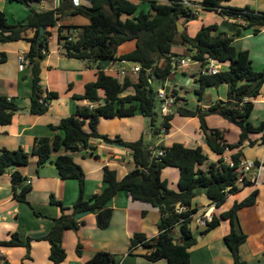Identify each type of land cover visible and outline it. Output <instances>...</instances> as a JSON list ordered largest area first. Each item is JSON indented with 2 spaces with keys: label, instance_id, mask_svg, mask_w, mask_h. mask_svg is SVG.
Instances as JSON below:
<instances>
[{
  "label": "trees",
  "instance_id": "16d2710c",
  "mask_svg": "<svg viewBox=\"0 0 264 264\" xmlns=\"http://www.w3.org/2000/svg\"><path fill=\"white\" fill-rule=\"evenodd\" d=\"M11 1L31 7L32 12L26 21L13 24L9 21L7 13L0 9V42L23 38L32 41L28 57L34 64L32 96L34 114L47 112L51 101L59 96L57 92H52L46 97L41 94L42 65L38 58L43 57L44 51L50 49V27L59 25L65 17L77 15L88 17L90 23L86 25H61L60 39L68 57L88 60L91 65L99 68L97 79L86 85L84 94L75 97L104 103L95 108L78 107L75 113L63 118L59 125L54 126L55 130L61 132L54 137L37 138L33 152L24 148L0 149V177L13 169L16 197L32 207L34 205L28 200L32 186L25 183L26 176L17 169L18 166L30 163L32 153L39 157V166L54 161L63 178L80 179L82 194L72 213H66L70 208L64 201L58 199L55 194L51 196V202L60 206L63 214L54 218L55 223L51 231L41 239L50 242V257L54 263L61 264L68 258V251L63 245L64 233L66 229L80 228L79 215L86 212L97 213L98 226L107 228L113 217V208L108 206L109 201L118 192L127 190L134 199L150 202L162 212L160 234L155 238H149L144 232L135 233L132 238V254L139 247H144L143 255L153 261L167 259L168 264H192V248L199 243V233L203 236L210 234L220 227L224 220H230L232 228L225 239L233 253L235 263L249 264L241 255V245L247 241L248 234L243 229L239 212L243 207L256 203L259 190H255L246 199L237 201L231 209L221 214L215 211L213 221L207 226L201 227L196 223V214L199 211L196 202L197 189L200 186L208 188L207 194L212 203L216 207H221L230 194L240 190L238 172L235 167L226 163L225 152L243 146L251 133L264 131V121L259 125L251 121L255 99L262 94L264 69L257 70L253 65L250 51L241 50L235 45L236 34H228L218 23L204 25L194 37L187 32L181 34L184 42L196 50L193 60L204 61L207 56H213L222 64L230 63V69H222L218 74L201 73L198 78L200 88L196 90L200 100L208 88L224 83L229 84L230 97L227 101L219 100L209 107L199 105L195 109H190L179 105L173 114L164 116L161 125H157L161 113L155 93L165 85L182 60L179 59L182 55L179 56L173 50L176 37L180 33L178 23L182 18L188 21L198 19L200 14L195 8L187 6L184 0H170L169 3L152 0L149 12L142 10L137 14L139 4L133 0H91V4L79 5L75 0H62L61 6L56 9L39 11L33 3L44 0ZM223 1L225 0H203L201 5L207 11L244 18L247 26L256 27L254 28L256 33L264 28V12H257L250 6L224 5ZM43 26L46 27L44 37L41 33ZM30 29H35L36 33L29 38L27 34ZM76 31H79V35L75 40H70ZM237 34L240 35L241 32ZM135 39L137 48L118 56L120 45ZM7 59V53L0 56V62ZM103 60H109L110 64L119 60L132 61L141 64L142 68L137 80L127 75L124 81H121L116 72L103 69ZM163 60H167L166 66L161 65ZM156 77L159 86L156 85ZM129 89H134V92L125 95ZM172 93L178 97L175 92ZM43 97L48 104L41 102ZM20 109V106L7 95L0 94V126L11 123L15 113ZM137 113L149 117L154 136L163 133L164 127L166 133H170L172 120L177 113L183 116H199L205 132L210 130L207 116L220 114L241 127V139L237 143H231L225 139L220 129H213L209 143L216 153L223 156L217 162H210L208 169H203L201 166L209 161L210 156L202 146L191 148L180 142L171 146L160 145L158 148H165L167 151L165 155L158 157L149 144L152 140L148 141L146 135L137 141H127L121 136L111 138L99 131L102 117L123 118ZM87 124L90 129H87ZM95 138L126 146L131 150L138 166L123 179H119L116 169L106 166L104 178L107 187L103 192L87 199L86 172L82 165L72 155L61 154L54 160L53 154L63 149L71 152L81 151L88 148ZM262 140L264 141V134ZM255 143L257 141H251V145ZM242 154L240 151L232 158L239 162L243 158ZM257 164L260 162L257 161ZM170 166L181 169L179 190L171 188L168 181L163 179V170ZM250 182L247 180L245 185ZM35 210L38 215H44L36 208ZM0 246L31 247L32 238L23 239L19 233H14L11 238L0 240ZM82 247V244H79L77 248L80 255L83 254ZM83 264H121V257L109 251H98Z\"/></svg>",
  "mask_w": 264,
  "mask_h": 264
},
{
  "label": "crops",
  "instance_id": "0c3cea01",
  "mask_svg": "<svg viewBox=\"0 0 264 264\" xmlns=\"http://www.w3.org/2000/svg\"><path fill=\"white\" fill-rule=\"evenodd\" d=\"M133 1L139 4L137 14L142 10L147 12L151 10L152 0ZM158 1L161 3L170 2V0ZM189 1H199L201 4L203 0ZM80 3L91 4V0H79L78 5ZM61 4L62 0H44L33 3V6L39 11H47L56 9ZM226 4L234 7L250 6L257 12H264V0H236L234 3ZM200 6L201 10L196 9L200 14L198 19L188 21L186 18H182L179 21L186 28L184 32L194 37L204 25L218 23L222 30L228 34H236L234 43L239 49L250 51L254 67L257 70L264 69V28L256 33L254 30L256 27L247 26L245 20L224 16L216 11H207L203 9L202 5ZM0 9L7 13L9 21L13 24L26 21L32 12L31 7L11 0H0ZM207 12H213V20H210L209 16L207 19L202 18V14ZM89 23L88 17L77 15L65 17L59 25L49 28L51 32L50 49L44 51V56L41 59V94L46 97L52 92H57L59 96L51 101L49 109L43 114H34L32 111L34 64L28 57L32 41L23 38L17 41L0 42V56L3 53H7L8 56L6 61L0 62V94L7 95L21 108L15 113L11 123L0 126V149L24 148L33 152L36 139L46 136L54 137L61 132V130H55L54 126L59 125L63 118L75 113L78 107L95 108L104 103V101L91 102L89 99L75 97V95L84 94L86 85L97 79L99 68L91 65L88 60L68 57L60 39L61 25H86ZM239 31L241 32L240 35L237 34ZM35 33V29H30L27 37H33ZM181 34L180 32L177 35L176 41L189 45L184 42ZM135 48H137L136 39L126 41L120 45L118 56ZM174 52L177 53L175 50ZM185 58H187L186 55ZM167 63V60H163L161 65L166 66ZM180 63L181 61L166 81L168 89L175 92L179 97L180 106L195 109L199 105L209 107L219 100H229L230 87L229 84L224 83L208 88L202 100L196 91V98L192 101L191 92L184 87L179 88L174 78L180 71L186 74L190 71L196 80L195 90H197L200 88L198 78L201 75L202 65L198 63V65L193 66H182ZM136 65L137 63H135ZM135 66H128V62L122 63L119 60L110 64L106 69L115 73L118 68L127 67L132 70ZM222 69H230V63H223ZM130 76L134 80L138 78L133 72L130 73ZM133 92L134 89H129L125 95ZM102 93L104 94V91ZM195 99H197L196 103ZM251 121L255 125L264 121V86L261 96L255 99V109ZM207 122L210 130L205 132L202 129L199 116H183L177 113L172 120L170 133L165 132L154 136V132L150 129L149 117L137 113L134 116L123 118L102 117L99 122V131L111 138L121 136L127 141H137L147 135L152 140L149 144L156 149H159L160 145L171 146L176 142L191 148L202 146L210 159L201 167L208 169L210 162H217L223 156L216 153L209 143V136L212 135L213 129H220L225 139L231 143L240 141L242 129L220 114L207 116ZM86 127L90 129L89 124ZM263 134L264 131L251 133L243 146L229 149L224 154V156L231 158L241 151L243 158L255 160L256 163L259 161L260 164H257L256 169L251 172L254 182L250 180V184L240 185V190L230 194L221 207L212 204L204 190L196 198L199 206L196 223L202 227L199 218L209 207L213 206L214 214L215 211L221 214L231 209L237 201H242L255 190H259L256 203L243 207L239 212L243 229L248 234L247 241L241 245V255L249 264H264ZM251 141H257V143L251 145ZM153 150L155 154V149ZM61 154L74 156L84 168L86 172L85 197L87 199L103 192L107 187L104 178L106 166L116 169L119 179H123L138 166L133 159L131 150L126 146L107 142L102 138L93 139L88 148L78 152L65 149L55 152L53 154L54 160ZM17 169L26 176L25 183L32 186V190L28 193V200L44 215H38L34 207L26 202H21L16 197L13 169L0 177V240L9 239L14 233H19L23 239L32 238L31 247L0 246V264H55L50 257V242L41 239L51 231L55 223L54 218L63 214L62 208L51 202V196L55 194L58 199L64 201L70 208L66 210V213H72L73 207L82 194L80 179L63 178L54 161L39 166V157L34 153H32L28 165L18 166ZM162 176L168 181L171 188L180 189V168L166 167ZM108 206L113 208V217L107 228L98 226L97 213L86 212L79 215L80 228L65 230L63 245L68 251V258L61 264H83L98 251H109L120 256L121 264H168L167 259L153 261L147 258L143 255L145 253L144 247H139L134 254L131 253L132 238L135 233L144 232L149 238H155L160 234L162 212L159 207L150 202L134 199L127 190L118 192L109 201ZM231 228L230 220H224L220 227L210 234L203 236L199 233V243L192 248V264H236L233 253L225 239ZM79 244L83 246L82 255L77 251Z\"/></svg>",
  "mask_w": 264,
  "mask_h": 264
},
{
  "label": "built area",
  "instance_id": "2783aa9c",
  "mask_svg": "<svg viewBox=\"0 0 264 264\" xmlns=\"http://www.w3.org/2000/svg\"><path fill=\"white\" fill-rule=\"evenodd\" d=\"M76 3H79V0H75ZM184 3L187 6H190L192 8L196 7V4H194L193 2L189 1V0H184ZM196 9V8H195ZM241 16V15H240ZM237 19H241L244 20V18L242 17H236ZM79 35V31H76L75 34L73 36L70 37V40H75L76 37ZM193 60V59H192ZM122 63H127V60H121ZM192 63H196V64H202V70L201 73L203 75H212V74H218L219 72L222 71V63L219 62L215 57L213 56H207V58L204 61H196L193 60L191 62V59H187L184 58L181 60L180 65L185 66V65H190ZM141 64H138L132 69L129 70L127 67H122V68H118L116 70L117 75L119 77V79L121 81H124V79L126 78L127 75H130V73L133 72V74L139 76V73L141 71ZM42 103L48 104V102L45 100V97H43L41 99ZM180 99L178 97H176L175 95H173L172 92H170V90L168 89V87L166 86V83L164 86H161L159 88V91L157 92V103H158V109L161 112L162 115L167 116L170 114H173L179 104H180ZM166 132V128L164 127L163 130V134ZM152 149H155V155L160 157L165 155L166 153V149L165 148H159L156 149L155 147H151ZM226 163H228L231 167H235L237 172H238V185H245L247 184V180H251L253 181L251 172L254 171L257 167V163L255 160L252 159H246V158H242L239 162H237L236 160H234L232 157L229 158L227 156H224ZM254 182V181H253ZM214 204V203H212ZM215 205V204H214ZM179 207L181 208V206L179 205ZM214 218V212H213V206L209 207L199 218V223L202 226H207V224L209 222H212Z\"/></svg>",
  "mask_w": 264,
  "mask_h": 264
},
{
  "label": "rangeland",
  "instance_id": "374dc122",
  "mask_svg": "<svg viewBox=\"0 0 264 264\" xmlns=\"http://www.w3.org/2000/svg\"><path fill=\"white\" fill-rule=\"evenodd\" d=\"M234 2H236V0H227V1L225 0V1H223V4L224 5H227L226 3H234ZM194 4H195V2H194ZM200 5H201L200 2L197 1L196 2V9L201 10L202 8H201ZM142 6H144V5H142ZM207 16H209V19L210 20H213V12H207V13H203L202 14V18H204V19H207ZM180 23L183 24L182 22H180ZM174 50L177 51V54H179V56L182 55L179 58L180 60L183 59V58H185V55H186L187 56V59L190 58L191 59V62L193 61L192 59H193V55L195 54V50L194 49H191L189 47V45H184L183 42L176 41L175 44H174ZM190 65L193 66V65H198V64L192 63ZM128 66H132V67L135 66V62L128 61ZM174 81L177 83V85L179 86V88L184 87L187 91L191 92V94H190L191 96L190 97H191L192 101L194 100V98H196V90H195V85H196V82L195 81L196 80H195L193 74H190V71L187 74L184 73V72H182V71L178 72L176 74L175 78H174ZM167 86H168V83H167ZM196 102H197V99H195V103ZM163 120H164V115L160 114V116L158 117L157 125H161L162 122H163ZM146 139L149 141V136L146 135Z\"/></svg>",
  "mask_w": 264,
  "mask_h": 264
},
{
  "label": "water",
  "instance_id": "95a60500",
  "mask_svg": "<svg viewBox=\"0 0 264 264\" xmlns=\"http://www.w3.org/2000/svg\"><path fill=\"white\" fill-rule=\"evenodd\" d=\"M178 26H179V32L183 33L184 30H185L186 28H185V27L183 26V24H181V23H179ZM183 28H184V29H183ZM41 33H42V37H44L45 34H46V27H45V26L42 27V32H41ZM41 59H42V57H39V58H38V61L41 62ZM110 63H111V62H110L109 60H103V61H102L103 69L108 68V66L110 65ZM156 85L159 86L158 77H156ZM155 96L157 97V93H155ZM160 113H161V112H160ZM202 190H204L205 192H207L208 188H205V187L200 186V187L197 189L198 194H201V193H202ZM180 206H181V205H180Z\"/></svg>",
  "mask_w": 264,
  "mask_h": 264
}]
</instances>
